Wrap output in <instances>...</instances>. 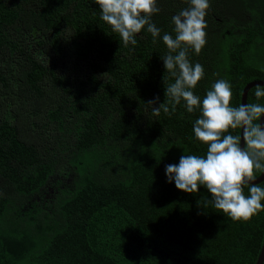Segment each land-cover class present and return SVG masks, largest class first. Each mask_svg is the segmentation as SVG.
I'll return each instance as SVG.
<instances>
[{
	"label": "trees",
	"instance_id": "16d2710c",
	"mask_svg": "<svg viewBox=\"0 0 264 264\" xmlns=\"http://www.w3.org/2000/svg\"><path fill=\"white\" fill-rule=\"evenodd\" d=\"M187 2L157 0L156 43L145 26L124 46L95 0H0V264H255L264 209L234 222L204 187L189 194L167 180L184 153L206 155L193 131L199 110L182 101L157 117L147 103H164L174 82H164L162 36ZM208 10L206 43L189 52L204 68L194 94L211 89L226 50L216 78L238 107L243 87L264 80L242 62L264 59V0H210ZM225 24L239 33L233 46L216 40ZM254 91L247 103L264 104ZM63 165L69 180L49 209L21 213Z\"/></svg>",
	"mask_w": 264,
	"mask_h": 264
},
{
	"label": "clouds",
	"instance_id": "9594fccd",
	"mask_svg": "<svg viewBox=\"0 0 264 264\" xmlns=\"http://www.w3.org/2000/svg\"><path fill=\"white\" fill-rule=\"evenodd\" d=\"M100 17L118 34L124 46L137 43L136 35L145 26L153 43L161 36L152 16L159 12L157 0H95ZM209 0H189V6L181 9L172 19L174 35L164 33L163 43L167 54L161 59L166 69L165 80L170 76L173 83L165 87V102L159 97L147 102L152 115L161 110H173L184 102L188 113L199 110L193 131L195 139L207 146L206 155L186 154L178 164L165 168L169 183L178 190L193 194L204 187L210 194L209 203L234 222H248L259 210L264 209V187L254 183L256 173H264V104L242 103L231 105L232 85L224 79L215 81L201 98L194 89L204 77L201 64L193 65L189 52L199 55L206 43L205 17ZM257 101L264 98V86L256 85ZM159 104V107L154 105ZM240 130L236 135L231 131ZM247 187L250 195H245Z\"/></svg>",
	"mask_w": 264,
	"mask_h": 264
},
{
	"label": "rangeland",
	"instance_id": "374dc122",
	"mask_svg": "<svg viewBox=\"0 0 264 264\" xmlns=\"http://www.w3.org/2000/svg\"><path fill=\"white\" fill-rule=\"evenodd\" d=\"M186 5L189 6V2H187ZM207 12H209V14H211L210 10H207ZM215 21L219 22L220 19L215 20ZM206 25H207L206 28H208L209 24L206 23ZM216 28L217 27H212V29H211L213 36H214L215 31H217ZM228 28L229 27L227 26V24H225L224 25V31L220 34L219 38H216L217 42H219L220 45L223 47L228 46V45L233 46V44L238 43V40L236 41V37H234V35H239V33L235 32V31L230 33L228 31ZM243 33H244V30L242 31V34ZM210 45H211V43H210ZM226 54H227L226 50L223 53L222 52L220 53V60L222 62H220V64H218L217 67H215V68H217V70L220 68H224L223 61H225V62L228 61L229 56H226ZM262 54H264V53H262ZM255 58L252 59L251 62H248L249 64L247 62H245V64H244V61H247V60H245V59L243 60V58H242L244 68L250 69V70L252 69L255 71H261V75H264V59H260L262 61H257V60H255ZM215 68L213 69L214 71L212 73L213 78H214L213 79L214 82L217 81L216 77L219 76V71L216 72ZM227 71H229V69H227ZM211 85H212V83L210 84V86ZM68 180H69V175L67 172V167H66V165H63L57 170L56 174L46 182V184L44 185L42 190L36 196H34V198L31 201L27 202L24 206H22L20 208V212L25 213L27 210H30L34 206L35 207L39 206V207H42L45 209H49L48 205L50 204L54 193L60 187L65 185Z\"/></svg>",
	"mask_w": 264,
	"mask_h": 264
},
{
	"label": "water",
	"instance_id": "95a60500",
	"mask_svg": "<svg viewBox=\"0 0 264 264\" xmlns=\"http://www.w3.org/2000/svg\"><path fill=\"white\" fill-rule=\"evenodd\" d=\"M261 85L264 86V80L258 79V80H253L249 83H247L241 92V99H240V104L242 103H247V97H248V92L256 87V85ZM262 123H264V118H262ZM240 131V130H239ZM264 181V173H260L259 176L256 177V181H254L255 184H260ZM264 263V237H263V242L259 251V254L257 256V259L255 261V264H263Z\"/></svg>",
	"mask_w": 264,
	"mask_h": 264
}]
</instances>
